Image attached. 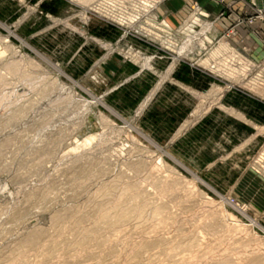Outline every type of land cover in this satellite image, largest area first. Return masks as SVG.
<instances>
[{
    "label": "rangeland",
    "instance_id": "374dc122",
    "mask_svg": "<svg viewBox=\"0 0 264 264\" xmlns=\"http://www.w3.org/2000/svg\"><path fill=\"white\" fill-rule=\"evenodd\" d=\"M93 1L0 0V264H264V56L214 17L250 27L264 9L166 0L161 23H134L151 2L127 20L121 0ZM119 61L143 76L125 82ZM182 62L207 85L179 133L212 108L248 112L241 161L206 172L160 109L141 113Z\"/></svg>",
    "mask_w": 264,
    "mask_h": 264
},
{
    "label": "crops",
    "instance_id": "0c3cea01",
    "mask_svg": "<svg viewBox=\"0 0 264 264\" xmlns=\"http://www.w3.org/2000/svg\"><path fill=\"white\" fill-rule=\"evenodd\" d=\"M256 4L259 8L264 9V0H257ZM241 6L243 5L233 6V9ZM223 8L224 6H221V11ZM217 16L218 12L214 15L218 35H223L228 31H230L229 34L234 32L231 34L230 42L234 44L243 43L251 50L254 59L258 60L261 54L264 56V51H261V45L258 41V39L264 38V24L257 23L250 27L239 26L233 29L235 21L231 14L220 15L218 19ZM119 62L120 76H123L122 71H124L125 82L143 76L141 69L137 70L130 67V71H127L128 68L126 67L128 66L121 61ZM183 71L188 72L187 76L193 80L185 79L182 76L184 75ZM206 80V74L192 68L189 63H180L165 79L159 80L150 90L148 95L153 90L154 92L141 113L160 109L172 127L170 143L179 141L191 150L203 152L202 154H205L207 158L203 163L204 170L210 172L217 165L241 161V158L244 157L243 154L249 152L253 147L254 138L248 123L250 121L247 120L248 112L241 113L243 119H240L219 108H212L204 112L187 129L179 133L181 127L185 122L192 120L193 114L199 108L200 104H197L196 107L193 106V100L198 97L199 91L202 89L201 85L203 87L207 85ZM239 176L240 178L244 176V171Z\"/></svg>",
    "mask_w": 264,
    "mask_h": 264
},
{
    "label": "bare ground",
    "instance_id": "6f19581e",
    "mask_svg": "<svg viewBox=\"0 0 264 264\" xmlns=\"http://www.w3.org/2000/svg\"><path fill=\"white\" fill-rule=\"evenodd\" d=\"M77 1H81V5H82V3H84V4H89V3H91L93 0H77ZM96 1V0H95ZM122 1V3L120 4V7H122V10H120V12L122 13V14H126V17L125 18H127V20L128 19H131L132 18V14H133V12H134V10H132V11H128V10H130L129 9V7L127 6V5H130L131 7H132V9H133V7L135 6V4H134V2H130V0H121ZM134 1H140V0H134ZM149 2H151L149 5L148 4H144L145 2H144V0H141L140 1V4L143 2V4L144 5H141V6H139L140 4L138 3V6H139V8L141 9V7H144V10H142L141 9V12L139 13V14H141V16H139L138 17V19L136 20V19H132L133 20V22L135 23L136 21L138 22V21H140V20H142V18L144 17V14L143 13H146V15L145 16H149V18H147V19H150V18H154V19H157V17H162L163 16V13H164V6H163V4H164V2L166 1V0H148ZM94 2V1H93ZM148 2V3H149ZM102 3H107L106 1H104V0H102L100 3H98V4H96L95 6H97V7H99V4H102ZM80 4V3H79ZM92 4V3H91ZM95 4V3H94ZM94 4L92 5L93 6V8H94ZM151 6V7H150ZM154 9V10H153ZM96 10V9H95ZM97 11H98V9H97ZM113 11H115V10H113ZM153 11H155L157 14H156V18L154 17V14H152L151 12H153ZM99 12V11H98ZM149 13H151V14H149ZM116 14H118V13H116ZM148 14V15H147ZM101 16H105L104 14H100ZM105 17H107V18H110V19H114L113 17L111 18V17H108V15H106ZM114 20H116V21H118L117 19H114ZM163 20H162V18H161V20L160 21H158V22H162ZM119 22V21H118ZM121 23V22H120ZM166 26L164 25L163 27H162V29H165L166 30ZM220 49V48H219ZM239 51V50H238ZM214 54V53H213ZM139 58V57H138ZM143 62V61H142ZM146 63H147V61H146ZM238 68V67H237ZM125 215V213L124 212H120V213H118V215L117 216H119V217H123ZM116 221V220H115Z\"/></svg>",
    "mask_w": 264,
    "mask_h": 264
}]
</instances>
